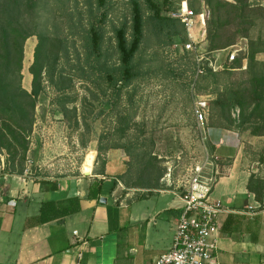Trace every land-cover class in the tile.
Segmentation results:
<instances>
[{
  "label": "rangeland",
  "instance_id": "374dc122",
  "mask_svg": "<svg viewBox=\"0 0 264 264\" xmlns=\"http://www.w3.org/2000/svg\"><path fill=\"white\" fill-rule=\"evenodd\" d=\"M67 1V7L75 9L73 23L78 20L77 14L80 12V21L82 27H85L86 15H82L84 0ZM165 1L174 7L182 2L153 0V3L161 9ZM249 3L264 8V0H249ZM141 7L147 19L144 41L134 61L137 77L121 93L98 80L97 75L90 73L88 69L80 68L83 67V50L81 39L77 35L68 38V61L61 60L49 75L43 77V91L37 98L35 121L28 138L29 150L34 157H42L44 163L54 166L52 169L58 176H66L74 173L77 168H82L85 156L97 152L99 138H102L103 146L120 144L128 149L130 159L127 160L126 157L122 177L126 188H135L133 185L142 168L136 158L138 155L155 156L157 166L164 171L163 182L174 187L182 184L187 169L200 157L201 131L192 114L193 101L195 97H207L211 101L218 87L202 79L193 82L191 54L181 53L179 43L169 45L165 32L159 31V20L152 11L146 10L143 2ZM129 8V0L106 1L104 11L107 15L101 25L102 50L108 54L111 63H115L117 58L113 28L129 17ZM199 10L197 15L204 11V27L207 12L203 10L202 4ZM168 13L162 11L160 17H167ZM40 17L42 24L52 22L49 21L50 15L44 12L40 13ZM78 23H75L76 34L80 32ZM200 30L201 28L196 32ZM251 36H260L264 41V20ZM35 45L36 38L30 37L23 47L21 85L27 91L30 90L31 82L28 68L32 63ZM206 46L204 37L198 47L205 51ZM234 46L238 50L236 59L242 58L247 50V40L239 39ZM228 56L229 51L225 50L214 52L210 57L218 64H225ZM255 59L264 66V47ZM245 67L246 60H243L242 68L232 71L238 76L239 71H244ZM59 75L62 83L63 80L66 82L64 90H59L54 85L60 80ZM82 76H88V79L80 80ZM62 109H65L64 113L61 112ZM236 114L234 112L233 116L236 117ZM126 121L129 129L122 133L120 130ZM205 124L207 129L218 128L217 117L212 114L209 105ZM227 132L231 134L235 146L237 166L250 173V177L264 182V136L253 137L247 131ZM204 147L212 150L208 139L205 140ZM1 160L6 167L5 157L0 156V166H3Z\"/></svg>",
  "mask_w": 264,
  "mask_h": 264
},
{
  "label": "crops",
  "instance_id": "0c3cea01",
  "mask_svg": "<svg viewBox=\"0 0 264 264\" xmlns=\"http://www.w3.org/2000/svg\"><path fill=\"white\" fill-rule=\"evenodd\" d=\"M231 134L208 129L222 177L211 199L220 264H264V197L248 192ZM232 160V161H231ZM0 166V264H75L73 231L85 242L81 264H153L171 246L183 203L178 187L126 188V153H88L82 168L58 176L27 153L22 174ZM227 161V162H226ZM226 163V164H225ZM53 168V169H52Z\"/></svg>",
  "mask_w": 264,
  "mask_h": 264
},
{
  "label": "trees",
  "instance_id": "16d2710c",
  "mask_svg": "<svg viewBox=\"0 0 264 264\" xmlns=\"http://www.w3.org/2000/svg\"><path fill=\"white\" fill-rule=\"evenodd\" d=\"M106 1L84 0L82 15H86V24L82 27L80 12L77 14L78 20L73 23L75 9L67 7V0H0V156L5 157L9 173L20 175L24 170L37 98L43 91V77L49 75L61 60L68 61L69 37L77 35L81 39L84 68H80L96 74L98 80L118 93L137 77L134 61L144 41L147 19L141 7L142 2L146 10L152 11L159 20V31L165 32L169 45L179 43V51L188 53L183 47L187 38L182 25L168 16L160 17L162 11L168 13L174 10V5L165 1L160 9L153 0H129V17L113 28L117 58L115 63H111L108 54L102 50L101 25L107 15L104 11ZM200 4L207 12L204 29L207 43L205 51L208 54L228 50L239 39L247 40V50L242 58L225 64L226 67L218 72L205 69L204 74L197 78L210 81L218 87L214 99L208 104L212 114L217 117V129L247 131L250 136L262 137L264 66L255 56L262 52L264 41L260 36L253 38L251 34L264 20V8L250 4L249 0H194L190 7L196 14L200 12ZM41 12L50 15L49 21L52 22L42 24ZM76 22H79L80 31L77 34L74 32ZM30 37L36 38V45L28 68L31 82L30 90L27 91L22 87V61L24 43ZM189 54L193 61L192 53ZM243 60H246V67L244 71H239L238 77L232 70H240ZM191 70L194 74V62ZM59 78L54 85L64 90L66 82L63 80L62 83L60 75ZM79 79L87 80L88 76ZM61 112L64 113L65 109ZM234 112L237 113L236 117L233 116ZM128 129L127 122L120 131L125 133ZM101 139L98 140V158L110 149H121L126 153L127 160L130 159L126 147L120 144L103 146ZM136 158L142 168L133 187H158L164 171L157 166L156 157L149 154ZM263 185L264 182L252 176L248 181L247 190L257 201H261L264 195Z\"/></svg>",
  "mask_w": 264,
  "mask_h": 264
},
{
  "label": "built area",
  "instance_id": "2783aa9c",
  "mask_svg": "<svg viewBox=\"0 0 264 264\" xmlns=\"http://www.w3.org/2000/svg\"><path fill=\"white\" fill-rule=\"evenodd\" d=\"M192 1L194 0H182L168 13V17L178 21L183 27L187 38L183 47L185 52L193 55V82H195L204 74L205 69L212 72L223 70L225 64L235 61L238 50L235 46L229 48L226 63L218 64L211 59V54L198 47L205 37L202 23L204 11H201V15H197L190 7ZM200 28L201 30L196 32ZM208 102L207 97H195L193 101L192 114L197 128L201 131L199 141L202 144V151L198 160L191 163L186 171V178L178 186L183 207L175 226L171 246L153 264H220L217 258V240L213 234L216 231L217 216L223 212V209L218 201L211 199V193L222 177V162L215 151L204 147V142L208 139V129L205 124ZM72 235L75 264H81L85 242L77 236L76 231H73Z\"/></svg>",
  "mask_w": 264,
  "mask_h": 264
}]
</instances>
